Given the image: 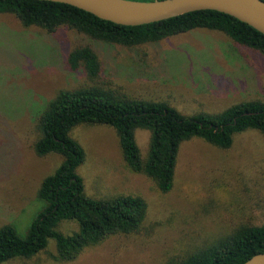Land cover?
I'll list each match as a JSON object with an SVG mask.
<instances>
[{
    "label": "rangeland",
    "instance_id": "obj_1",
    "mask_svg": "<svg viewBox=\"0 0 264 264\" xmlns=\"http://www.w3.org/2000/svg\"><path fill=\"white\" fill-rule=\"evenodd\" d=\"M90 44L102 65L101 75L131 97L166 101L184 115L218 113L247 100L264 102V59L220 32L197 29L132 49L82 39L61 29L48 35L23 28L0 14V225L24 236L44 204L41 181L61 164L57 154L37 157L32 143L36 121L62 89L88 84L82 68L71 71L68 52ZM149 131L137 129L141 158ZM72 137L85 158L77 169L83 193L105 200L116 195L142 197L147 214L135 235H118L85 249L71 262H57L55 243L30 258L2 264H163L195 245L230 232L236 225L264 222V134L246 130L220 149L199 138L181 144L172 189L158 192L150 179L129 171L115 130L80 124ZM67 235L74 222H62Z\"/></svg>",
    "mask_w": 264,
    "mask_h": 264
},
{
    "label": "trees",
    "instance_id": "obj_2",
    "mask_svg": "<svg viewBox=\"0 0 264 264\" xmlns=\"http://www.w3.org/2000/svg\"><path fill=\"white\" fill-rule=\"evenodd\" d=\"M0 14L13 16L23 28L36 27L48 35L64 28L90 42L127 49L205 29L220 32L236 47L264 59V35L217 11H194L132 27L101 20L70 5L40 0H0ZM66 63L71 71L82 68L89 83L59 90L37 118L33 153L39 158L57 154L61 164L41 181L37 197L44 206L25 235L20 236L10 224L0 225V264L32 257L44 250L50 239L55 243L54 260L71 262L87 248L113 236L135 235L142 228L147 214L142 197L116 195L96 200L84 195L77 169L84 162L85 153L72 137V131L80 124L112 127L127 169L146 176L161 194L173 187L182 143L199 138L228 149L234 136L246 130L264 134L263 101L247 100L218 113L200 111L188 116L166 101L135 98L122 88H114L102 77L101 61L90 44H76L68 52ZM137 129L150 133L144 159L135 141ZM65 221L74 222L77 230L61 233L58 226ZM260 253H264V222L236 225L230 232L197 244L181 256L168 257L163 264H243Z\"/></svg>",
    "mask_w": 264,
    "mask_h": 264
},
{
    "label": "water",
    "instance_id": "obj_3",
    "mask_svg": "<svg viewBox=\"0 0 264 264\" xmlns=\"http://www.w3.org/2000/svg\"><path fill=\"white\" fill-rule=\"evenodd\" d=\"M62 3L122 26H139L186 13L217 11L245 23L264 35V2L261 0H40ZM243 264H264V253Z\"/></svg>",
    "mask_w": 264,
    "mask_h": 264
}]
</instances>
